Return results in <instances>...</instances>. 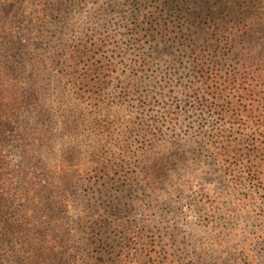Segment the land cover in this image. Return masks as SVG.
Wrapping results in <instances>:
<instances>
[{"label":"rangeland","instance_id":"374dc122","mask_svg":"<svg viewBox=\"0 0 264 264\" xmlns=\"http://www.w3.org/2000/svg\"><path fill=\"white\" fill-rule=\"evenodd\" d=\"M184 2L0 0V86H12L18 101L19 93L24 92L25 107L20 110L19 120L30 134L25 143L35 137L42 139L34 141L36 153L30 162L20 161V149L13 152L17 164L20 162L22 168L27 163L28 171L34 175V168L44 173L45 159L59 160L66 166L62 161L73 158L78 163L72 167L76 177L97 184L101 190L85 194L74 186L76 210L65 216L56 218L33 210L27 213L29 223L25 229L29 238L48 242L57 238L54 240L58 242L61 232H67L61 251L66 249V255L73 259L70 264L93 261L83 252L91 253L96 248L95 255L112 240L113 257L121 264H264V203L258 194L246 198V189H228L214 181L204 189L211 204H203L206 201H201L199 180L186 183L189 177L177 181L170 176L169 181L152 187L135 179L140 158L131 152L140 148L141 135L137 132L140 120L133 118L134 99L153 89L144 85L150 80L171 79L173 69L179 66L175 62L181 61L177 49L184 40L182 34H170L161 24L181 21L179 9L191 10L192 17L199 13L202 18L197 20L208 22L203 9L218 17L219 11L225 5H234L235 0ZM171 8L178 12L172 15ZM136 16L142 22L141 33L148 30L138 47L126 37V27ZM69 45L84 51L86 68H101L102 76L111 71L110 89L95 100L103 102L95 114L56 82V70L61 68L60 60ZM140 57L149 66L143 72L137 64ZM130 71L137 93L116 108L110 105L107 94H117ZM48 112L56 122L48 125L51 128L44 142ZM159 112L156 106L151 114ZM182 136L172 138V146L165 143L166 150L181 148ZM86 211L90 213L85 218ZM89 221L93 232L85 230ZM19 248L18 242L17 252ZM23 249L26 251L27 246ZM27 255L33 258L31 263L47 264L51 259H34L32 247Z\"/></svg>","mask_w":264,"mask_h":264},{"label":"trees","instance_id":"16d2710c","mask_svg":"<svg viewBox=\"0 0 264 264\" xmlns=\"http://www.w3.org/2000/svg\"><path fill=\"white\" fill-rule=\"evenodd\" d=\"M190 11L171 8L172 15L178 12L181 21L174 19L161 24L165 26L163 30L180 33L184 38L177 49L181 61L175 62L179 66L173 69L172 78L143 83L153 89L134 99L133 118L140 120L137 132L141 135L140 148L131 152L140 158L135 179L140 178L139 182L152 187L169 181L170 176L177 181L189 177L186 183L199 180L198 192L201 201H206L203 204H211L205 187L219 181L228 189H246V198L258 194L264 203V0H235L234 5H225L218 17L203 9L208 22L198 21L201 14L194 13L192 17ZM141 23L136 16L126 27L128 42L137 47L148 34L147 29L141 33ZM84 55L77 45H69L60 60L61 68L56 70V82L78 96L95 114L103 104L95 100L106 95L110 89L108 81L113 77L111 71L102 76L101 68H86ZM137 64L141 72L149 68L141 57ZM123 86L117 94H107L110 105L116 108L137 93L131 71ZM16 94L12 86H0V264H38L39 261L31 263L33 258L27 255L31 247L34 259L51 258L47 264H70L73 259L66 255V249L61 251L67 232H61L58 242L54 240L57 238L49 242L29 238L25 229L29 223L27 213L33 210L56 218L65 216L76 210L72 200L74 186L85 194L101 190L97 184L76 177L72 167L78 163L73 158L62 161L66 166L59 160L45 159L44 173L34 168V175L28 171L27 163L22 168L20 162L17 164L13 152L20 149V161L30 162L36 153L34 141L42 139L35 137L25 143L30 134L19 120L20 110L25 107L24 92L18 95L21 101L14 98ZM156 106L160 112L153 115ZM47 116L44 142L51 128L48 125L56 122L49 112ZM180 135L183 146L166 150L165 143L172 146L175 143L172 138ZM43 187L44 194L40 195ZM89 222L85 230L93 232L94 226ZM44 228L43 225V232ZM113 242L105 243L95 252L96 256V248L91 253L84 251L87 259H94L87 264H121L113 257ZM48 243L52 245L47 247Z\"/></svg>","mask_w":264,"mask_h":264}]
</instances>
